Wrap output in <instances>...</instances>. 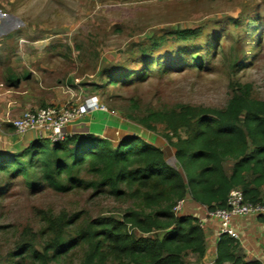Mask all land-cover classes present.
Listing matches in <instances>:
<instances>
[{"label": "rangeland", "instance_id": "374dc122", "mask_svg": "<svg viewBox=\"0 0 264 264\" xmlns=\"http://www.w3.org/2000/svg\"><path fill=\"white\" fill-rule=\"evenodd\" d=\"M13 5L27 23L14 42L20 57L23 52L39 55V62L48 66L41 72L46 73L43 83L69 86L82 98L96 95L119 122L109 139L114 143L136 136L143 141L157 139L169 164L174 159L167 136L175 140L176 135L170 136L163 124L151 130L130 117L139 119L149 111L179 105L223 108L233 82L251 84L252 96L264 100V0H15ZM184 29H197L198 34L187 40L171 34ZM161 37L159 48L152 47ZM188 45L195 46L191 51L202 60L199 65L183 61L182 50L187 52ZM153 53L154 63L146 62ZM177 59L182 61L176 66L162 65ZM121 69L127 71L119 76ZM126 73H133L132 79ZM2 124L0 137L17 134ZM3 180L0 175V264H31L14 254L32 237L39 249L47 240L48 219L61 213L120 219L136 203L87 186L96 179L86 172L77 186L66 191L46 184L32 190L19 178ZM81 255L82 250H76L52 264H76ZM114 263L112 257L107 261Z\"/></svg>", "mask_w": 264, "mask_h": 264}, {"label": "trees", "instance_id": "16d2710c", "mask_svg": "<svg viewBox=\"0 0 264 264\" xmlns=\"http://www.w3.org/2000/svg\"><path fill=\"white\" fill-rule=\"evenodd\" d=\"M171 34L187 40L198 30ZM163 40L154 41L152 47L159 48ZM185 48L189 49L188 53L182 50L186 56L183 61L199 65L202 60L191 51L195 46ZM155 53L147 54L146 62L154 63ZM181 61L164 60L162 65L176 66ZM126 71L121 69L119 76ZM131 74L126 73V78L132 79ZM117 81L111 79L113 84ZM231 89L223 108L179 105L149 111L139 119L130 117L151 130L155 124H163L170 136L176 135L175 140L167 136L173 164L166 161L161 148L137 136L114 143L92 133L71 134L54 143L39 138L19 151L1 150L3 183L19 178L32 190L46 184L66 191L77 186L81 173L86 172L96 179L87 186L136 202L120 219H83L79 212L61 213L48 219L47 240L39 249L32 237L22 242L14 256L31 264H52L82 250L76 264H107L110 257L114 264H185L188 253L202 255L204 238L198 218L175 215L173 208L179 201L189 197L208 210L226 208L229 192L238 189L245 202L264 203V100L252 96L249 83L233 82ZM179 130L183 136L177 134ZM227 161L233 162L230 174L224 170ZM155 231L163 233L144 236ZM238 246L236 238L220 234L214 263L261 264L258 260L244 261L237 254Z\"/></svg>", "mask_w": 264, "mask_h": 264}, {"label": "crops", "instance_id": "0c3cea01", "mask_svg": "<svg viewBox=\"0 0 264 264\" xmlns=\"http://www.w3.org/2000/svg\"><path fill=\"white\" fill-rule=\"evenodd\" d=\"M14 1H0V124L3 123L2 125L6 127L11 126L4 119L17 118L27 110L47 106L61 107L82 98L74 90L75 94L71 93L69 86L44 84L41 78L46 73L41 72L45 69L48 70V66L39 62V58H41L39 55L29 56V54L23 52L20 57L19 47L14 42L15 34L26 30L27 23L24 21V14L18 13L17 8H14ZM19 35L17 34V36ZM9 47L12 49H9ZM21 61L26 64L19 67L20 63L18 62ZM49 74H51L50 76H56L53 73ZM118 123L108 111L94 110L82 119L73 121L64 130L68 135L92 133L101 138L108 137L107 139H109L110 133L117 129ZM39 138H45L43 131L34 130L23 135L15 134L14 136L0 137V151L22 150L31 141ZM109 140L113 142L114 139ZM145 142L163 150L157 139L153 138ZM1 144L8 145L5 147ZM165 159L167 161L166 156ZM232 164V161L224 163L226 174H230ZM207 211L206 206L193 202L189 197L185 198L184 207H182L179 215L197 217L199 220H203L205 225L202 229L204 238L203 254L188 253L184 258L185 264H188L190 259L195 264H215L216 243L220 235L219 224L216 220L206 218ZM230 229L236 234L239 243L237 254L244 261L258 260L261 264H264V214L234 217Z\"/></svg>", "mask_w": 264, "mask_h": 264}, {"label": "built area", "instance_id": "2783aa9c", "mask_svg": "<svg viewBox=\"0 0 264 264\" xmlns=\"http://www.w3.org/2000/svg\"><path fill=\"white\" fill-rule=\"evenodd\" d=\"M94 110L107 111L96 95H89L78 98L75 102L68 103L63 107L47 106L28 110L17 118L6 119L5 122L10 124L14 132L20 135L34 130L43 131L45 138L50 143H54L63 140L68 135L64 130L67 125L82 119ZM184 201H179L173 208L175 215H178L182 209ZM226 205V208L208 210L206 218L218 222L220 234L227 233L234 238L237 236L230 229L234 217L264 214V203L245 202L238 189H232L229 192ZM198 224L202 229L205 227L203 220L198 219Z\"/></svg>", "mask_w": 264, "mask_h": 264}]
</instances>
